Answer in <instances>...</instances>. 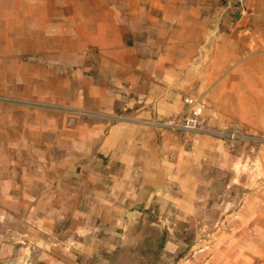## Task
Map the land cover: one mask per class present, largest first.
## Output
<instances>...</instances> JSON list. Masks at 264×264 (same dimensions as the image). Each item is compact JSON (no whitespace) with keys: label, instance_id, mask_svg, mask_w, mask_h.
I'll use <instances>...</instances> for the list:
<instances>
[{"label":"rangeland","instance_id":"1","mask_svg":"<svg viewBox=\"0 0 264 264\" xmlns=\"http://www.w3.org/2000/svg\"><path fill=\"white\" fill-rule=\"evenodd\" d=\"M189 96L208 131L163 125ZM8 241L29 264H264V0H0Z\"/></svg>","mask_w":264,"mask_h":264},{"label":"crops","instance_id":"2","mask_svg":"<svg viewBox=\"0 0 264 264\" xmlns=\"http://www.w3.org/2000/svg\"><path fill=\"white\" fill-rule=\"evenodd\" d=\"M124 143L125 141L123 140L116 141L114 136H112L104 142L105 146L103 148L100 147V149L105 151L104 155L101 154L103 157L100 166L103 169L101 173H105L106 175H121L123 172H126L125 169L130 168L127 161L130 158L119 152V150H124ZM26 251H28V248L18 243L11 245L9 241L3 242L0 245V264H29ZM32 253L36 254V250L34 249ZM45 263H48V261L45 260Z\"/></svg>","mask_w":264,"mask_h":264},{"label":"built area","instance_id":"3","mask_svg":"<svg viewBox=\"0 0 264 264\" xmlns=\"http://www.w3.org/2000/svg\"><path fill=\"white\" fill-rule=\"evenodd\" d=\"M204 110L205 105L200 99L183 97L180 113L167 117L163 125L170 130L180 132L208 131ZM218 123L219 121L216 120L215 124ZM226 131L228 139H233L237 135L234 128L227 126Z\"/></svg>","mask_w":264,"mask_h":264}]
</instances>
